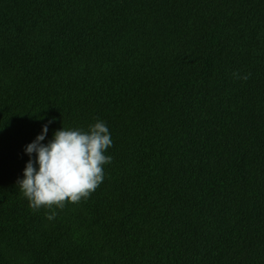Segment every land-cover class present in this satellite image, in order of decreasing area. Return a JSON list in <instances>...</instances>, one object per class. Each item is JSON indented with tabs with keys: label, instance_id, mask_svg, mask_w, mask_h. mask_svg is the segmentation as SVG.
Instances as JSON below:
<instances>
[{
	"label": "trees",
	"instance_id": "16d2710c",
	"mask_svg": "<svg viewBox=\"0 0 264 264\" xmlns=\"http://www.w3.org/2000/svg\"><path fill=\"white\" fill-rule=\"evenodd\" d=\"M97 121L103 182L48 220L25 147ZM0 264H264V0H0Z\"/></svg>",
	"mask_w": 264,
	"mask_h": 264
},
{
	"label": "clouds",
	"instance_id": "9594fccd",
	"mask_svg": "<svg viewBox=\"0 0 264 264\" xmlns=\"http://www.w3.org/2000/svg\"><path fill=\"white\" fill-rule=\"evenodd\" d=\"M249 75L233 73L234 78L245 81ZM47 131L44 125L41 134L25 147L29 157L35 153V161L28 160L23 179L17 183L29 207L34 211L48 209L46 218L52 220L54 209L87 199L103 182V166L112 159L104 153L112 146V139L102 121L90 125L87 132L61 127L51 141L42 144Z\"/></svg>",
	"mask_w": 264,
	"mask_h": 264
}]
</instances>
